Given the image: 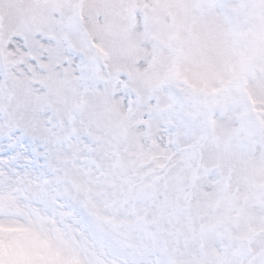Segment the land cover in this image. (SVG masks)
Returning <instances> with one entry per match:
<instances>
[{"label": "snow or ice", "instance_id": "1", "mask_svg": "<svg viewBox=\"0 0 264 264\" xmlns=\"http://www.w3.org/2000/svg\"><path fill=\"white\" fill-rule=\"evenodd\" d=\"M0 264H264V0H0Z\"/></svg>", "mask_w": 264, "mask_h": 264}]
</instances>
